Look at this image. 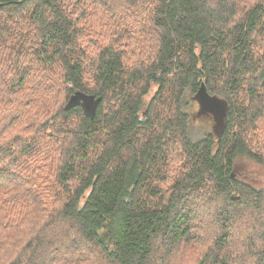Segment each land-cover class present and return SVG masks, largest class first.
Segmentation results:
<instances>
[{"label":"trees","instance_id":"obj_1","mask_svg":"<svg viewBox=\"0 0 264 264\" xmlns=\"http://www.w3.org/2000/svg\"><path fill=\"white\" fill-rule=\"evenodd\" d=\"M262 141L264 0H0V264H264Z\"/></svg>","mask_w":264,"mask_h":264},{"label":"rangeland","instance_id":"obj_2","mask_svg":"<svg viewBox=\"0 0 264 264\" xmlns=\"http://www.w3.org/2000/svg\"><path fill=\"white\" fill-rule=\"evenodd\" d=\"M156 90L157 84H153L147 97H151ZM221 100V97H218L216 101L221 102ZM183 108L189 115L190 132L194 138L202 137L207 131H212L215 135L218 134L221 126L217 125L219 123L216 121L215 113L203 108L202 103L199 101V94L197 91L190 89L185 93L183 98ZM26 123L27 120H25V124ZM31 130H33V127L29 129V131ZM262 145V150L264 151L263 141ZM238 164L237 175L239 177L250 181L257 186L264 187V166L262 164L250 160L247 157H241ZM35 201H37V199H35Z\"/></svg>","mask_w":264,"mask_h":264},{"label":"water","instance_id":"obj_3","mask_svg":"<svg viewBox=\"0 0 264 264\" xmlns=\"http://www.w3.org/2000/svg\"><path fill=\"white\" fill-rule=\"evenodd\" d=\"M199 94V101L202 103L203 108L205 110H209L215 113L217 125L221 126L220 132L223 130L225 126V118L227 115L228 106L224 100L221 102L216 101L217 98L209 97L205 92V84L203 83L200 90L198 91ZM101 98L95 99L93 95H86L81 91H75L74 94L71 95L68 103L66 104L65 108H71L72 106L81 104L85 110V113L92 116L97 108V105Z\"/></svg>","mask_w":264,"mask_h":264}]
</instances>
